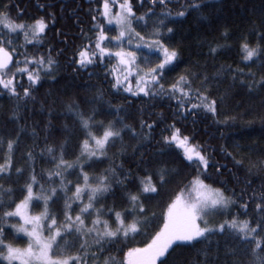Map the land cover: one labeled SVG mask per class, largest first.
Segmentation results:
<instances>
[{"label":"trees","instance_id":"16d2710c","mask_svg":"<svg viewBox=\"0 0 264 264\" xmlns=\"http://www.w3.org/2000/svg\"><path fill=\"white\" fill-rule=\"evenodd\" d=\"M102 2L103 0H0V6L10 5L7 11L13 18L17 16L18 6L24 10L20 17L22 20L30 22L44 16L49 21L40 44L32 40L25 42L22 32L11 37L14 45L19 46L17 51L21 53L14 60H23L25 55L46 57L51 48V55L57 61L49 76L41 73L43 78L33 86L30 97H23V90L19 87V100L6 91H0V137L7 140L19 135V144L14 152L15 167L30 168L32 161L23 159L22 155L31 151L35 158L36 172L40 173L44 169L46 176L54 165L42 150L48 145H59L65 140L68 144L64 159L71 162L76 158L79 152L77 141L82 137L74 117L68 114V103L76 101L84 109L95 107L99 112L97 120L116 121L117 129L127 124L135 130V134L123 131L122 139H118L114 146H109L107 158L102 163L85 169L90 174L107 175L104 169L117 166L118 173L127 174L131 171L135 178V182L129 184L128 188H118L115 195L109 194L106 199L99 200L95 205L97 208L101 205L111 207L114 201L117 210L130 207L122 194H139V178L162 168L168 169V182L158 185V194L141 196L148 209L144 215L149 217V222L141 225L138 234L129 233L127 238L106 240L99 247L93 243V236H87L88 264H94L96 257L92 254H97L99 264H103L106 257H115L118 262L127 248L142 247L162 224V212L175 194L186 185L193 187L189 182L197 173L183 157V149L163 141V136L170 134L165 129L173 121L182 134L192 138L191 143L203 146L209 159L206 173L201 175L205 185L222 189L225 195L233 197L235 201L230 214L219 211L213 218L212 225L237 214L238 219H250L253 223L264 217V212L256 208L257 204L264 205V201L260 199V195L264 194V86L257 83L264 76V55L259 59L244 61L240 50L245 37L254 46L258 34L264 33V0H207L203 9L191 11L184 17H178L175 13L181 10V5L186 0L167 4V9L173 13L170 17L159 15L165 9L159 4L153 6L151 0H131L137 16L145 13L149 7H154L158 14L147 17V28L134 22L133 27L137 32L147 35L156 26L153 22L161 19L166 21L165 32L167 27L174 29L161 39L170 47L177 48L180 55L174 66H170V70L164 73L162 83L167 85L181 74H192L189 78L193 81V87H199L201 91L207 90L209 97L217 100L215 115L204 109H197L195 114L189 110L181 115L174 99L118 92L112 88L114 80L111 74L106 75L104 68L105 64L116 66L115 59L105 57L100 63L86 68L78 67L73 60L74 53L88 42V37H94L98 32L95 24L105 25L104 30L109 36L118 34L116 25H108L107 19L101 15ZM109 2L113 12L119 10L118 4H114L112 0ZM41 4L45 7L40 8ZM49 13L54 14L55 23L51 22L52 16ZM135 43L134 41L132 51H136ZM261 43L264 44V41ZM217 45L219 47L216 51L211 52L210 49ZM142 54L150 53L144 48ZM138 62L143 66L142 60ZM17 66L24 67L23 64ZM36 67L35 63L28 65L30 70ZM205 75L208 81L202 86ZM53 76L55 79L51 78ZM16 78L22 80L25 87L28 86L27 72L18 74ZM132 85L135 86L134 78ZM98 94H102V99ZM196 102L195 99L190 101ZM110 105L113 109L121 106L122 110L119 113L109 110ZM117 117L123 118V124ZM141 121H144L143 127ZM153 122L154 126L149 129L148 125ZM4 147L6 148V143ZM4 155L5 152L0 151V163L4 162ZM120 165L122 168L118 167ZM28 175L29 171H26L24 176L18 178L13 171L11 179L5 177L0 180L4 187L14 189L4 195L5 204L0 212L15 207L14 203H9L10 200L18 202L23 199L26 193L19 188L28 182ZM67 179L82 182L76 180L75 174L68 175ZM153 180H156V176H153ZM41 182L46 188L54 186L46 181ZM34 190L39 191L38 188ZM74 190L73 187L68 194L71 195ZM186 194L187 192L185 196ZM63 202L61 199L50 207L57 211ZM84 202L87 203V195L84 196ZM243 204L248 205L247 209L241 207ZM42 207V203L35 201L31 205L34 212L40 211ZM78 210L79 202L73 215ZM152 213H155V217H152ZM94 216L95 213L84 217L89 227ZM103 218L110 222L112 220L111 216ZM127 219L131 221L133 217L129 216ZM7 223L18 224L19 220L16 218ZM112 227L115 225L112 224ZM15 235L17 238L14 243H26V239L21 238L24 236L22 233ZM7 239H13L12 233H8ZM252 247L254 244L243 243L236 233L226 230L222 234H212L207 240L176 242L166 258L161 259L164 264H257V256L253 255ZM78 250V247L70 249L71 252ZM257 255L264 256V251Z\"/></svg>","mask_w":264,"mask_h":264},{"label":"snow or ice","instance_id":"6c2138e0","mask_svg":"<svg viewBox=\"0 0 264 264\" xmlns=\"http://www.w3.org/2000/svg\"><path fill=\"white\" fill-rule=\"evenodd\" d=\"M112 2L118 4L119 10L113 12L109 0H103L101 15L107 19L108 25L113 23L116 25L118 34L109 36L104 30L105 25L95 24L94 27L98 29V32L94 37H88V42L74 53V63L78 67L86 68L102 62L105 57L115 59L116 66L105 64L104 68L106 75L111 74L114 80L112 88L118 92L132 93L134 96L142 93L149 98L164 96L174 99L178 105L177 111L181 115L189 110L195 114L197 109H204L215 115L217 100L210 98L207 90L201 91V88L193 87V81L189 78L192 74H181L167 85L162 83L164 73L170 70V66H174L180 55L177 48L170 47L164 39H161L167 33H172L174 29L167 27L165 32L166 21L164 19L154 21L156 26L147 35H142L133 27L135 22L147 28V17L150 14L158 15L154 7H149L145 13L137 16L131 0H122V2L112 0ZM172 2L179 3V0H151L153 6L159 4L165 9L159 13L164 17L173 15L171 10L167 9V4ZM206 5L207 0H186L181 5V10L175 15L184 17L191 11H200ZM39 7L44 8L45 5L41 4ZM9 8L8 4L0 6V91H6L19 100L18 87L22 88L23 97H30L34 90L33 86L43 78L41 73L49 76L54 71L57 61L51 55V48L46 57L25 55L23 60H14V57H19L21 53L17 51L19 46L14 45L11 37L14 34L18 36L22 32L25 42L32 40L40 44L42 35L46 34L49 21L44 16L34 18L30 22L22 20L20 17L23 16L24 10L18 6L17 16L13 18L7 11ZM49 15L52 16L51 22L55 23L54 14L49 13ZM93 20H96L95 16ZM134 41L136 51L131 50ZM262 41H264V33L258 34L257 43L254 46L250 45L245 37L240 44L242 59L252 61L253 58L259 59L261 55H264ZM106 44H113L114 48L107 47ZM217 47L219 45L211 48L210 51L215 52ZM144 48L149 50V55L142 54ZM140 60L143 61V66L138 62ZM30 63H35L37 67L30 70L28 68ZM20 64L24 67L17 66ZM24 72H27L29 81L27 87L24 86L22 80L16 78L18 74ZM249 74L255 75L251 72ZM51 78L55 79L54 76ZM133 78L135 79L134 87ZM207 81L208 77L205 75L202 79V86L207 84ZM257 83L264 86V76H261ZM98 95L102 99V94ZM193 99L197 102L190 103ZM186 104L187 108H185ZM109 110L119 113L122 107L115 106L113 109L110 105ZM68 114L74 117L80 137H82L78 139L76 145L79 152L76 158L69 162L64 159L67 140L59 145L46 146L42 152L48 154L54 165L52 170L47 171L46 176L44 169H41L40 173L36 172L35 158L31 151L22 155L23 159L32 161L30 168L15 167L14 152L19 144V135L15 139L8 138L7 140L0 137V151L5 152L2 157L4 162L0 163V180L5 177L11 179L13 171L18 178L29 171L28 182L20 185L19 188L21 192L26 193L23 199L18 202L10 200L9 203H14L15 207L0 212V264H17V262L18 264H88L86 237L93 236V243L99 247L106 240L127 238L129 233L138 234L141 225L149 222V217L144 215L148 209L141 196L151 193L158 194V185L168 182L167 168L153 171L148 176L139 178L137 184L139 194L133 192L122 194L130 207L117 210L114 201L111 207L105 208L101 205L97 208L95 205L99 200L106 199L109 194L115 195L118 188H128L129 184L135 182V178L131 171L127 174L118 173L117 166L104 169L107 175L90 174L85 169L92 167L93 164L102 163L107 158L109 146H114L118 139H122L123 131L128 130L135 134V130L130 125L123 124L122 117H117V120L123 124L120 129H117L116 121L97 120L96 116L99 112L95 107L84 109L76 101L68 103ZM154 124L155 122L149 124L148 128L151 129ZM143 125L144 121H141V126ZM165 130L170 134L163 136L164 143L175 144L183 149V157L197 173L189 182L193 187L186 185L175 194L162 212V224L142 247L127 248L118 262L115 257H106L103 264H158V262L164 264L161 258H166V254L176 242L207 240L212 234H222L226 230L236 233L241 242L254 244L251 251L257 256V264H264V256L257 255L264 251V217L253 223L250 219H238L237 214L232 215L231 219H224L217 224L210 225L206 219L210 212L222 210L230 214L235 201L233 197L225 195L222 189H213L211 196L201 193V187H211L205 185L204 179L201 178L209 166V159L203 151V146L191 143L192 138L182 134L181 129L175 126V121ZM118 167L122 168V165ZM144 171L149 170L144 169ZM72 174H75L77 181L82 182L68 180L67 176ZM153 176H156L155 181ZM57 180L59 183H56ZM41 181L54 186L46 188ZM73 187L75 190L69 195ZM34 188H38L39 191H35ZM13 191L11 187L6 188L0 184V209L4 208V195ZM185 192L188 193L187 196ZM85 195H87V203L84 202ZM61 199L64 201L63 205L58 206L57 211H53L50 206ZM260 199L264 201V194L260 195ZM34 201L43 205L41 210L35 214L30 210ZM77 202H79V210L73 215ZM247 206V204L241 205L244 209H247ZM256 208L264 212V205L257 204ZM93 213L95 216L89 227L84 217L92 216ZM151 215L155 217V213ZM104 216H111V222L104 219ZM129 216L133 217L131 221L127 219ZM16 218H19L21 222L7 223ZM112 224L115 227H112ZM9 232L13 235L12 240L7 239ZM18 233L24 234L21 238L26 239L25 244L19 245L13 242L17 238L15 234ZM74 247H78L79 250L71 252L70 249ZM92 255L96 257L94 264H99L97 254Z\"/></svg>","mask_w":264,"mask_h":264},{"label":"rangeland","instance_id":"374dc122","mask_svg":"<svg viewBox=\"0 0 264 264\" xmlns=\"http://www.w3.org/2000/svg\"><path fill=\"white\" fill-rule=\"evenodd\" d=\"M114 47V46H113ZM213 189H216V188H212V187H201L200 188V191H201V193L202 194H204L205 196H211V195H213ZM188 195V193L186 194V196ZM30 210H31V212L33 213V214H35L36 212H34L31 208H30ZM219 211H221V210H218V211H216V212H210L209 214H208V216L206 217V219L209 221V224L210 225H212L213 224V218L216 216V214L219 212ZM18 220H19V218H18ZM21 221L19 220V223H20ZM203 226V225H202ZM23 234V233H22ZM24 235V234H23ZM17 264H18V262H17Z\"/></svg>","mask_w":264,"mask_h":264}]
</instances>
